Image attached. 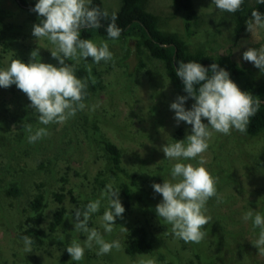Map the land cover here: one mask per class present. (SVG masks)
Masks as SVG:
<instances>
[{
  "label": "rangeland",
  "instance_id": "obj_1",
  "mask_svg": "<svg viewBox=\"0 0 264 264\" xmlns=\"http://www.w3.org/2000/svg\"><path fill=\"white\" fill-rule=\"evenodd\" d=\"M147 1V10L158 16L160 28L178 33L192 52L203 50L221 56L231 51L247 69L251 62L243 60L244 51L264 46V30L257 36L246 30L237 38L234 14L218 10L213 0H193L197 16L190 30L185 27L187 11L176 10L172 0ZM102 2L111 13L122 6V0ZM40 19L16 0H0V68L7 67L12 59L28 63L31 52L38 47L41 62L60 66L51 55L55 46L47 39L37 41L32 35L33 25ZM134 31L142 35L138 27ZM92 40L107 41L114 59L99 64L92 59L65 61L73 64L75 71L90 65L92 73L97 70L102 85L84 100L85 109L65 123L40 124L25 93L14 84L0 87V264H137L140 257L155 259L156 264H264V256L258 255L259 249L252 244L259 229L251 220H243L249 210L264 215V132L255 136L235 129L230 135L213 132L209 148L203 153L204 166L216 178L221 199L218 203L213 197L207 202L206 215L212 220L203 229V241L185 243L171 232V225L158 217L155 209L163 197L152 185L163 184L165 179L171 181V169L177 162L166 159L162 146L184 140L191 133L192 126L186 122L177 125L175 112L170 109L178 96L187 94L172 84L162 60L144 48L137 49L135 39L112 40L95 35ZM236 40V46L231 48ZM193 103L194 99L189 98L185 107L191 109ZM24 123H31L34 131L46 127L49 135L29 143ZM102 137L121 150L123 170L115 175L109 171L108 157L98 143ZM198 159L182 162L197 165ZM109 183L120 190L123 218H116L112 233L104 232L99 219L107 206L104 200L88 226L100 231L108 242L119 240L122 248L97 255L98 247L94 246L85 250L83 260L73 261L66 248L73 239L81 243L86 239L83 233L75 232L73 207L82 209L87 201L100 198ZM124 184L131 192L128 206L122 194ZM38 185L47 198L43 227L48 230L60 206L56 192L65 195L67 216L57 231L48 233L43 244H32L33 251L27 253L23 251L20 232L31 213L29 202ZM121 226L128 231H121ZM134 226L148 229L151 253L126 252Z\"/></svg>",
  "mask_w": 264,
  "mask_h": 264
},
{
  "label": "clouds",
  "instance_id": "obj_2",
  "mask_svg": "<svg viewBox=\"0 0 264 264\" xmlns=\"http://www.w3.org/2000/svg\"><path fill=\"white\" fill-rule=\"evenodd\" d=\"M244 0H213L215 7L223 12L236 13ZM264 4V0H257ZM91 0H38L33 12L41 18L33 25L32 35L38 40L47 39L55 50H50L59 67L41 62L39 47L30 54L28 63L21 59H12L11 63L0 68V87L8 88L13 84L25 93L30 100L29 107L38 114V122L42 125L63 124L75 117L78 111L85 109L88 79L95 84L91 76V66L86 65L89 77L81 79L75 74V66L65 61L87 60L91 58L96 64L113 61V53L105 40L99 43L92 39H82V28H100L101 20L108 19L107 10L91 7ZM247 22V30L257 36L264 30V14L253 11ZM117 16L111 14V22L107 25L109 39L116 40L122 29L117 26ZM243 60L251 62L264 72V46L259 49L249 47L243 53ZM211 71L199 62H179L175 71L184 85L186 96H178L171 103L170 109L175 112L174 119L179 125L186 122L191 125V133L184 140H175L163 145L161 150L168 160L177 161L171 169L172 180H164L163 184L154 183V191L163 199L156 205V213L160 219L171 225V232L185 243L199 244L205 238L203 230L212 220L206 215L207 202L216 197L217 180L204 166L203 153L209 148V140L213 132L230 135L233 129L246 133L250 118L258 110L260 101L248 92L242 91L230 78V73L220 68L217 63L210 66ZM211 73V75H209ZM192 98L195 103L191 109L185 107L186 101ZM203 118V119H202ZM206 119L207 123L203 120ZM28 133V142L35 143L49 135L46 127L33 130L31 123H24ZM197 165L182 161L197 160ZM174 181V182H173ZM120 190L112 183L105 186L100 198L90 201L82 210L73 207L71 220L75 232L83 233L86 239L79 242L75 239L66 248L73 261H81L85 250L98 247L97 255H105L113 249L122 248L119 240L108 242L96 228H90L91 216L100 211L102 201H107L103 215L99 218L101 227L106 233H112L116 218H123L125 208L120 200ZM244 221L251 220L254 228L259 229L258 238L252 244L259 249L258 255L264 256V215L249 210L243 215ZM121 231H128L121 226ZM23 251H33L30 237H22ZM137 264H156L155 259L140 257Z\"/></svg>",
  "mask_w": 264,
  "mask_h": 264
},
{
  "label": "trees",
  "instance_id": "obj_3",
  "mask_svg": "<svg viewBox=\"0 0 264 264\" xmlns=\"http://www.w3.org/2000/svg\"><path fill=\"white\" fill-rule=\"evenodd\" d=\"M18 4L31 12L35 7L38 0H16ZM176 10L187 11V18L185 27L190 30L197 14L194 8L193 0H172ZM147 0H122V6L114 12L117 16V26L122 29L121 35L118 39L128 38V40L135 39L137 49H146L151 56L163 61L166 70L170 76L172 84L176 89L184 91V85L182 80L176 76L175 71L179 62L185 63L194 61L201 63L204 67L211 71L210 66L213 63H217L220 68L227 70L230 73V78L237 83L242 91L248 92L254 99H258L260 104L258 110L250 118L247 126L246 133L252 136L264 132V72L256 68L253 63L249 65L247 69H244L240 63L234 58L232 52L225 55H214L207 53L203 50L192 52L189 49L187 42L181 38L176 32H167L160 28L159 18L156 14L147 10ZM91 7H99L102 11L105 10L102 0H91ZM259 11L264 14V4L258 3L251 4L250 0H244L241 8L233 13L236 19V35L239 38L247 30V22L251 19L253 11ZM108 19L101 20L100 28H82V39H93L95 35L109 39L107 35V25L111 22V12ZM36 16L37 13L33 12ZM39 17V16H38ZM137 27L141 29L142 35H138L134 30ZM126 40V39H124ZM237 40L232 44L233 48L236 46ZM131 50V48L129 47ZM91 60V58H88ZM143 64V63H142ZM97 71V70H96ZM91 72V76H96V83L93 84L91 79H88L87 83V96L85 99L91 96L92 92L101 88V79L97 77L96 72ZM75 74L78 78L84 79L89 77L88 70L82 65L79 66ZM211 75V73H209ZM186 93V92H185ZM187 94V93H186ZM188 95V94H187ZM94 129L98 130V125H94ZM99 145H102L104 151L108 157L109 171L115 175L119 170H123L121 167V150L112 141L102 137L98 139ZM262 161L264 164V146H263ZM63 181H66L65 177H62ZM63 188V187H62ZM122 194L126 200L125 205L128 206V200L131 197L130 188L124 184L122 187ZM18 188L14 192H17ZM55 199L60 204L59 208L55 211L53 218L49 221L47 227L48 230L43 227V224L47 221L45 210L47 207V198L43 191H41V185H38V191L29 202L31 213L25 219V224L20 232L21 236H28L32 239L33 244L41 245L45 242L48 233L55 232L64 223L67 216V208L63 204L64 193L56 192ZM87 201L84 204L82 210L86 207ZM126 252L135 254H147L153 251V244L149 237V231L144 226H134L129 235V241L126 244ZM165 264H174L173 262H166ZM208 264H215L210 262Z\"/></svg>",
  "mask_w": 264,
  "mask_h": 264
}]
</instances>
